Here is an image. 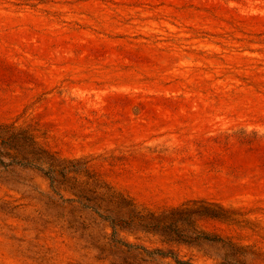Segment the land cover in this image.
<instances>
[{"label":"rangeland","instance_id":"374dc122","mask_svg":"<svg viewBox=\"0 0 264 264\" xmlns=\"http://www.w3.org/2000/svg\"><path fill=\"white\" fill-rule=\"evenodd\" d=\"M0 122L140 210L221 204L229 218L196 229L239 248L122 241L191 264H264V0H0ZM56 190L0 166V264H177L111 249L100 219Z\"/></svg>","mask_w":264,"mask_h":264},{"label":"trees","instance_id":"16d2710c","mask_svg":"<svg viewBox=\"0 0 264 264\" xmlns=\"http://www.w3.org/2000/svg\"><path fill=\"white\" fill-rule=\"evenodd\" d=\"M0 166L4 169L13 166L35 169L48 177L53 191L56 192L59 188L68 191L71 196L64 198V201L74 203L80 209L88 211L100 219L104 229H109L106 235L111 249L127 254L140 248L148 255L153 253L170 255L177 264H191L177 259L171 251L164 252L160 249L150 251L118 238L120 231H141L158 234L169 242L187 245L200 241L222 242L231 247L228 255L238 254L239 247L233 243L196 229L199 219H228L232 211L221 204L195 199L161 213L140 210L128 196L99 181L87 169H83L80 162L59 159L48 149L40 146L28 129L18 127L12 122H0ZM79 175L86 177V180L79 181ZM236 263L243 264L239 261Z\"/></svg>","mask_w":264,"mask_h":264}]
</instances>
